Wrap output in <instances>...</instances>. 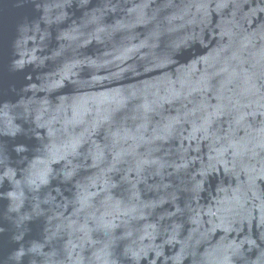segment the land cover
<instances>
[{"label": "water", "instance_id": "1", "mask_svg": "<svg viewBox=\"0 0 264 264\" xmlns=\"http://www.w3.org/2000/svg\"><path fill=\"white\" fill-rule=\"evenodd\" d=\"M0 264H264V0H0Z\"/></svg>", "mask_w": 264, "mask_h": 264}]
</instances>
